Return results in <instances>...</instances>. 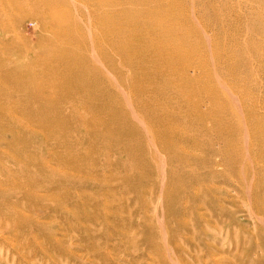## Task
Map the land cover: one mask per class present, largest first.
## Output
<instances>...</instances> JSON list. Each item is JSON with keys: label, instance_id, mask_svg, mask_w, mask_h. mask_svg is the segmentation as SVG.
Wrapping results in <instances>:
<instances>
[{"label": "rangeland", "instance_id": "obj_1", "mask_svg": "<svg viewBox=\"0 0 264 264\" xmlns=\"http://www.w3.org/2000/svg\"><path fill=\"white\" fill-rule=\"evenodd\" d=\"M177 1L186 10L183 29L190 44L200 46L192 52L186 74L201 76L208 61L222 95L216 96L217 104L234 105L236 78L230 70L255 30L248 8L256 6L264 15V6L259 0ZM181 20L175 17L178 24ZM43 23L29 16L16 31L35 40L48 33ZM99 31L94 30L95 36ZM257 38L264 42L259 33ZM258 57L250 51L240 63L249 77L242 89L254 95L250 104L264 97V87L254 89V84L264 85V71L252 73ZM125 88L145 126L147 158L128 139L103 140L93 131V119L48 124L42 116L32 121L17 114V122L0 118V264H264V209L257 205L250 172L262 165L254 161L245 170L246 180L233 173L223 183L204 161L223 158L226 151L210 152L204 141L196 146L191 140L197 120L184 113L168 122L180 134L175 133L179 138L171 145L174 158L166 148L168 126L156 123L163 113L140 110L135 94ZM14 93L23 106L26 97L35 95L29 89ZM30 103L29 109L38 104L34 98ZM172 106L178 112L176 101ZM212 107L210 97H204L201 108ZM216 119L227 122L228 117L212 114L207 123ZM13 130L18 142H11Z\"/></svg>", "mask_w": 264, "mask_h": 264}, {"label": "bare ground", "instance_id": "obj_2", "mask_svg": "<svg viewBox=\"0 0 264 264\" xmlns=\"http://www.w3.org/2000/svg\"><path fill=\"white\" fill-rule=\"evenodd\" d=\"M259 2L264 6V0ZM176 3L177 0H0V118L15 121L16 115L21 114L33 121L42 116L48 119L44 120L48 124L93 119V131L103 140L123 143L128 139L147 158L145 126L139 124L140 117L133 112L135 107L125 88L128 87L135 94L134 104L140 110L163 113L156 123L168 126L171 138L165 147L174 158L177 152L172 153L171 145L179 138V131L174 130V123L168 122L184 113L197 120V134L191 140L196 146L202 147L204 141L210 152L226 151L223 158L214 155L204 161L206 167L212 168L210 174L219 176L223 183L230 182L233 173L246 180L249 165L254 161L260 163L261 169L252 167L250 172L256 182L252 190L257 205L264 209V97L250 104L254 95L242 89L248 85L249 77L240 64L248 52L256 51L260 57L252 73L259 76L264 71V42L257 38L259 33L264 40V15L256 11V6L248 8V19L255 30L230 70L236 78L237 93L231 94L234 105H219L216 96L222 95L213 83L216 76L208 61L201 66V76L186 74L191 54L200 46L190 44L188 32L183 29L186 10ZM29 16L41 18L48 33L32 40L17 32L16 26ZM177 16L182 17L179 24L175 21ZM98 29L102 34L99 31L95 36L94 30ZM263 87L254 84V89ZM22 89L35 93L25 98V107L14 93ZM174 92L181 98L176 99ZM206 96L213 107L203 110L201 103ZM3 98L5 102L1 101ZM32 98L38 104L29 109L26 106H30ZM175 101L180 105L178 112L172 106ZM212 114L225 115L227 122L216 119L214 124H208ZM149 117L154 119L153 115ZM181 132L185 137L187 132ZM13 134L11 142L17 137L16 132ZM216 166L223 169L220 171ZM171 175L174 179V173ZM191 179L197 181L196 175Z\"/></svg>", "mask_w": 264, "mask_h": 264}]
</instances>
